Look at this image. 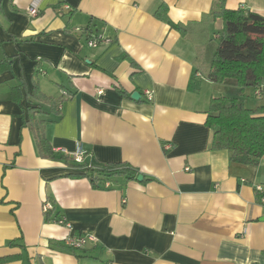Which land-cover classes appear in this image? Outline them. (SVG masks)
Listing matches in <instances>:
<instances>
[{"label":"crops","instance_id":"0c3cea01","mask_svg":"<svg viewBox=\"0 0 264 264\" xmlns=\"http://www.w3.org/2000/svg\"><path fill=\"white\" fill-rule=\"evenodd\" d=\"M33 1L0 0V60L10 59L0 69V264H264V157L232 162L212 149L206 121L227 85L208 80L218 0H37L36 16ZM226 6L264 16V0ZM95 36L103 40L90 47ZM36 85L73 96L56 115L33 97ZM259 97L264 89L247 104ZM36 105L56 158L40 154L24 125ZM78 144L75 163H128L143 180L96 187L65 176L77 169L58 157L73 158ZM46 203L67 225L46 220ZM86 231L96 243L66 245Z\"/></svg>","mask_w":264,"mask_h":264},{"label":"trees","instance_id":"16d2710c","mask_svg":"<svg viewBox=\"0 0 264 264\" xmlns=\"http://www.w3.org/2000/svg\"><path fill=\"white\" fill-rule=\"evenodd\" d=\"M156 15L166 20L167 6L162 4ZM211 16L222 20L223 29L211 56L208 80L217 84H234L241 90L239 97L221 95L210 102L206 121L214 129L212 149L228 150L232 162L258 165L264 157V104L251 107L247 100L249 96L259 95L258 92L261 95L264 89V16L250 10L228 8L226 0H218V8L213 10ZM180 30L186 34L185 27L181 26ZM9 67V58L0 60L1 70ZM21 88V85L11 87L12 97L21 98ZM247 91L251 92L249 96ZM72 96L73 93L66 90L58 98L47 96L37 85L33 94L36 99L48 103L56 115H60L58 106ZM45 113L42 105L29 106V117L24 125L34 134L40 154L56 158L45 135L47 121L37 117ZM58 159L77 169L65 176L88 178L96 187L111 178L131 180L137 179L139 175L138 168L128 163L88 167L75 163L74 158L66 155ZM263 198L264 193L258 192V201L261 202ZM56 210L53 205L52 209L46 211L47 221L58 222L63 219Z\"/></svg>","mask_w":264,"mask_h":264},{"label":"built area","instance_id":"2783aa9c","mask_svg":"<svg viewBox=\"0 0 264 264\" xmlns=\"http://www.w3.org/2000/svg\"><path fill=\"white\" fill-rule=\"evenodd\" d=\"M29 10H30L31 15H33V16H36L39 14L40 10H39V4H38L37 0L33 1ZM95 37L96 38L89 40L88 45L90 47H97L100 44V42L103 40V38H100L99 36H95ZM98 93H102V90H98ZM146 93L149 96V99H152L151 92L146 91ZM258 94L260 95V92H258ZM83 154L84 153L81 149V145L78 144L77 151L73 155L74 160L77 163H81L82 159H83ZM261 188L262 187H260V186L257 187L258 190H262ZM262 201L264 202V198ZM50 208H51L50 203H46L45 204L46 211L49 210ZM58 223L62 224V225H67V223L65 222L64 219H61L60 221H58ZM96 242H97L96 235H94L90 231H86V232L79 234V235H68V237L65 238L66 245L71 247V248H75V249L84 248L89 243H96Z\"/></svg>","mask_w":264,"mask_h":264},{"label":"rangeland","instance_id":"374dc122","mask_svg":"<svg viewBox=\"0 0 264 264\" xmlns=\"http://www.w3.org/2000/svg\"><path fill=\"white\" fill-rule=\"evenodd\" d=\"M226 89H224V95L226 96H232V97H239L241 90L235 86L234 84H227ZM255 103H264V97L263 98H252L248 102V105L251 106L252 104Z\"/></svg>","mask_w":264,"mask_h":264},{"label":"water","instance_id":"95a60500","mask_svg":"<svg viewBox=\"0 0 264 264\" xmlns=\"http://www.w3.org/2000/svg\"><path fill=\"white\" fill-rule=\"evenodd\" d=\"M132 96H133V98L135 97V99H138L139 97H140V93L138 92V91H135L133 94H132ZM143 175L142 174H140L139 176H138V180L139 181H142L143 180Z\"/></svg>","mask_w":264,"mask_h":264}]
</instances>
